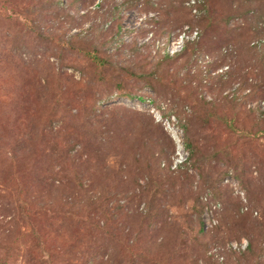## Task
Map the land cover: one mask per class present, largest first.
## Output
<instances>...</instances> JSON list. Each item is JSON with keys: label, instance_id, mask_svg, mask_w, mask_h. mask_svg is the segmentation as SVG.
I'll list each match as a JSON object with an SVG mask.
<instances>
[{"label": "rangeland", "instance_id": "obj_1", "mask_svg": "<svg viewBox=\"0 0 264 264\" xmlns=\"http://www.w3.org/2000/svg\"><path fill=\"white\" fill-rule=\"evenodd\" d=\"M124 1L0 0V264H264V0Z\"/></svg>", "mask_w": 264, "mask_h": 264}, {"label": "trees", "instance_id": "obj_2", "mask_svg": "<svg viewBox=\"0 0 264 264\" xmlns=\"http://www.w3.org/2000/svg\"><path fill=\"white\" fill-rule=\"evenodd\" d=\"M129 1L131 2L132 6H130ZM175 1H177L178 4H175L174 3ZM186 1H188V0H125L123 2V4L129 3L127 6L133 7V6H136V5L142 3L143 6L151 8L153 11H158L159 15L149 18L148 22L150 24H153V25L159 27L160 29L168 30V33L172 29H178V28L180 29V28H183L185 26H188L187 29L193 30L195 26L201 27L205 21H210V15H209V13L211 12L210 6L212 7V5H213V3L211 4V0H195V2L192 5H188L189 7L185 5ZM121 7H118V8H121ZM195 7L198 9H201V7H202L201 10H204L205 14L200 15V16H196V15L194 16L192 10ZM212 9H213V7H212ZM112 18H113L112 21H116V20L118 21V20L122 19V16L118 12V13L113 14ZM262 34L264 37V31ZM191 43H194L195 45H197L196 48L199 47L198 44L200 43V38L198 37L197 39L193 40L192 42L190 40H188L187 44L185 46V50L188 49V47L190 46ZM260 43H262V42H260ZM197 50H198V48H197ZM194 51H196V50H194ZM89 54L95 60L98 59V62H108L104 58H99V56H98L97 52H95V50H93V52L90 51ZM165 57L168 58L169 55L165 54L164 58ZM190 62H193L192 59H189L188 63L190 64ZM211 115L214 117L216 116L215 113H211ZM183 126L185 127L186 124H184ZM185 128H187V126ZM187 145H188V147H190L189 143H187ZM250 249H251V246H250Z\"/></svg>", "mask_w": 264, "mask_h": 264}]
</instances>
